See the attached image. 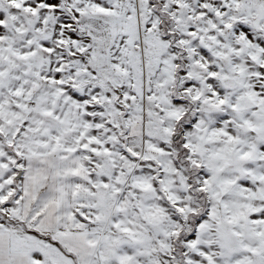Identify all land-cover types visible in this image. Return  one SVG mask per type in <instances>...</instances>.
<instances>
[{"label": "snow or ice", "instance_id": "1", "mask_svg": "<svg viewBox=\"0 0 264 264\" xmlns=\"http://www.w3.org/2000/svg\"><path fill=\"white\" fill-rule=\"evenodd\" d=\"M0 264H264V0H0Z\"/></svg>", "mask_w": 264, "mask_h": 264}]
</instances>
